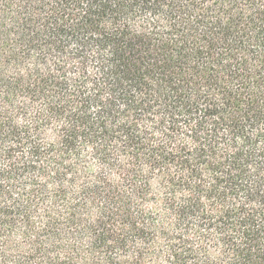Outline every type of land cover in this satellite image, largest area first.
<instances>
[{"label": "trees", "instance_id": "16d2710c", "mask_svg": "<svg viewBox=\"0 0 264 264\" xmlns=\"http://www.w3.org/2000/svg\"><path fill=\"white\" fill-rule=\"evenodd\" d=\"M0 264H264V0H0Z\"/></svg>", "mask_w": 264, "mask_h": 264}]
</instances>
